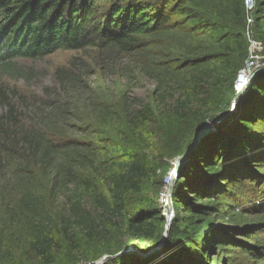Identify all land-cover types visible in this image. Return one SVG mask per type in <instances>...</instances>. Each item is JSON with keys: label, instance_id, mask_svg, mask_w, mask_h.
Masks as SVG:
<instances>
[{"label": "trees", "instance_id": "1", "mask_svg": "<svg viewBox=\"0 0 264 264\" xmlns=\"http://www.w3.org/2000/svg\"><path fill=\"white\" fill-rule=\"evenodd\" d=\"M247 22L264 54V0H0V74L18 79L16 59L58 49L95 48L103 62L131 63L121 68L129 87L119 73L114 80L116 96L102 79L93 87L58 69L60 91H46L32 124L17 120L0 89V106H9L0 115V264L94 263L127 245L156 247L164 159L229 111ZM136 72L155 84L141 105L128 96ZM76 88L91 90L89 105L61 99ZM241 98L176 173L163 247L101 264H222L219 251L233 247L264 257V72Z\"/></svg>", "mask_w": 264, "mask_h": 264}, {"label": "rangeland", "instance_id": "2", "mask_svg": "<svg viewBox=\"0 0 264 264\" xmlns=\"http://www.w3.org/2000/svg\"><path fill=\"white\" fill-rule=\"evenodd\" d=\"M251 28L252 24L250 22H247L246 29L244 30V36L247 40L252 36ZM102 55L103 52H100V50L98 49L86 48L83 50L58 49L52 54L37 59L19 57L18 59H16V64L21 67L24 72V76L19 77L18 79H11L6 75L0 74V89L6 91V98H9L10 103L13 104V112L14 114H16L17 120H19V122H22L23 124H32L36 122L37 114L40 111L39 108L42 107L43 100H46L47 90L50 91L53 97H55L56 94H58V92L60 91L59 83L56 79V72L58 69L74 71L77 73L79 71L82 75H84V77L82 76V79L85 80V82L90 83L93 87H95L96 84H100V79H102L103 82H105L106 87L109 89L108 91L110 95L116 96L114 80L115 78H117V74L119 73L118 78H122L121 81L123 85L126 84L127 86V78L129 77L125 73L122 74L121 68L123 70L125 68L130 69L129 66L131 65V63L128 62L126 58L122 60L117 58H115V60L114 58H106V61L103 62ZM133 77L138 78L133 79V87L130 91H128V96L130 97V99H135L137 105H141L142 102L152 101V92L155 85L154 81H151L145 76L138 74V72H136ZM250 84L251 83L248 82L247 85L243 86V88L238 91L240 99H242L241 97L244 96V94L247 92ZM91 98L92 93L90 89L86 88L79 90L78 88H76L72 91L65 92L64 96L62 94L61 99L68 102L71 107H74L77 104L81 107H85L92 102ZM240 102L241 100H239V103ZM8 108V105L2 104L0 106V115L8 112ZM78 134H80V132H77V134L75 133V135ZM154 154L157 157L159 156L156 153ZM175 159L176 157H165L164 161L168 163V170L165 174L172 171ZM165 174H163L161 187L157 193V200L162 214H164L170 225L171 221L173 220V218H171V215H173V206L170 202V194L166 192L165 197L163 195H160L161 190L164 188L163 184ZM255 218L256 215L251 214L250 216H248L249 220H254ZM247 222L249 223L247 224V226H249L252 221L249 222L247 220ZM169 225H167V227H169ZM234 225L242 227V225H238L235 223ZM228 231H233L232 237L235 236L238 239L242 238V235L238 232V230L228 229ZM258 239L260 240V245H264V232L260 234ZM242 240L248 245H250L253 241L246 238H242ZM226 252L228 254H225ZM219 256L221 257V259H223L222 264H225L229 259L232 264H264V257L259 259L255 258L253 255H248V253H246L245 251L237 249L235 247L230 250L219 251ZM85 262L86 261L81 260L80 263L91 264L89 262ZM34 264L41 263L38 260H35Z\"/></svg>", "mask_w": 264, "mask_h": 264}, {"label": "water", "instance_id": "3", "mask_svg": "<svg viewBox=\"0 0 264 264\" xmlns=\"http://www.w3.org/2000/svg\"><path fill=\"white\" fill-rule=\"evenodd\" d=\"M259 72H264V68L263 69H257L250 76H248L247 83L248 82L251 83L253 80V77ZM242 82H243V79H241L240 81L236 80L233 83V88H234L235 92H234V97L231 101V106L229 108V111H225L223 113L218 114L214 119H206L202 123V125L196 130V132L193 134L192 141L187 146V148L181 154H178L176 156L175 163H174L173 170H172L173 176L186 163V161L188 160L189 155L192 153V151L203 141V139L205 137H207L208 134L211 133V131L216 129L217 125L220 124L222 121H224L227 118V116L229 115V113L235 108L236 104L240 100L238 91L241 90L243 88V86L247 85V84H245V85L241 86ZM167 225H169V222L166 219V223H165V227H164V231H163V236H162L160 242L157 244L156 247L150 248L146 252H142L139 249H137V247H135L133 245H127L125 248L121 249L118 253H116L114 255L104 254V255L100 256V258H98L94 263H91V264H95V263L100 264L103 261H105L108 257L118 256L122 252L135 253L137 256H140V257H147V256L151 255L152 253H155L157 250H160L165 243V240H166L167 235H168ZM85 263H87V262H85Z\"/></svg>", "mask_w": 264, "mask_h": 264}, {"label": "built area", "instance_id": "4", "mask_svg": "<svg viewBox=\"0 0 264 264\" xmlns=\"http://www.w3.org/2000/svg\"><path fill=\"white\" fill-rule=\"evenodd\" d=\"M251 35L252 36L248 39L249 40L248 54H247L248 56L246 57L247 60L244 66L240 70H238L235 78L237 81L243 79L241 86L247 84L248 76H250L255 70L264 68L263 44L260 40H257L253 37L252 30H251ZM164 177H165L163 184L164 188L161 190L160 195H163L165 197L166 196L165 193L168 192L170 194V202H171V188L174 179L176 177V174L173 176L172 171H170L167 174H165ZM173 216L174 214L171 215V218H173Z\"/></svg>", "mask_w": 264, "mask_h": 264}]
</instances>
